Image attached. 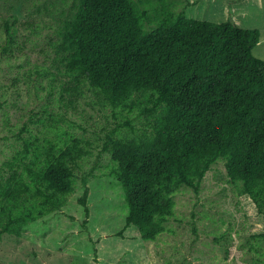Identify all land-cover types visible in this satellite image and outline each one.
Masks as SVG:
<instances>
[{"label": "trees", "instance_id": "16d2710c", "mask_svg": "<svg viewBox=\"0 0 264 264\" xmlns=\"http://www.w3.org/2000/svg\"><path fill=\"white\" fill-rule=\"evenodd\" d=\"M141 3L71 0L49 39L56 69L44 67L54 81L64 80L70 101L89 95L118 121L102 150L111 157L105 173L124 192L125 227L137 226L145 240L172 231L166 223L176 214V194L184 186L198 193L219 161L228 182L264 214V58L254 52L261 30L231 17L188 16L172 0L153 10ZM18 20L3 17L2 55L22 49ZM55 128L56 138L20 134L2 161L0 238L21 240L29 224L62 210L76 191L77 168L91 143ZM82 185L86 226L87 176Z\"/></svg>", "mask_w": 264, "mask_h": 264}, {"label": "rangeland", "instance_id": "374dc122", "mask_svg": "<svg viewBox=\"0 0 264 264\" xmlns=\"http://www.w3.org/2000/svg\"><path fill=\"white\" fill-rule=\"evenodd\" d=\"M138 1L153 10L170 0ZM172 1L185 5L191 17H231L243 27L259 28L262 37L254 52L264 58V0ZM70 3L0 0V26L3 17L16 15L22 30V49L11 57L0 53V165L19 145V135H29V130L56 138L59 126L91 143L89 155L77 168L78 186L68 203L29 224L21 240L4 234L0 264H95V257L98 264H264V238L258 235L264 232V214L248 194H239L228 182L223 161L207 172L198 193L184 186L176 194V214L166 223L172 231L145 240L137 226L125 227L124 192L120 182L105 173L111 157L102 150L106 134L118 121L93 106L89 95L70 101L64 80L54 81L52 73L45 72L56 69L49 39L62 6L66 9ZM85 176L90 185L86 226L79 202Z\"/></svg>", "mask_w": 264, "mask_h": 264}]
</instances>
